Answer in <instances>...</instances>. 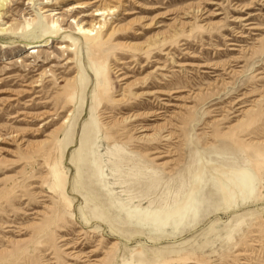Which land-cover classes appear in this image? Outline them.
<instances>
[{
    "label": "rangeland",
    "instance_id": "rangeland-1",
    "mask_svg": "<svg viewBox=\"0 0 264 264\" xmlns=\"http://www.w3.org/2000/svg\"><path fill=\"white\" fill-rule=\"evenodd\" d=\"M7 2L0 264H264V0Z\"/></svg>",
    "mask_w": 264,
    "mask_h": 264
},
{
    "label": "bare ground",
    "instance_id": "bare-ground-1",
    "mask_svg": "<svg viewBox=\"0 0 264 264\" xmlns=\"http://www.w3.org/2000/svg\"><path fill=\"white\" fill-rule=\"evenodd\" d=\"M7 0H0V12L4 9H6V5H7ZM123 3V2H122ZM76 7H84V6H76ZM104 15V10H96L94 14L89 15V18L91 19H95L98 16H102ZM76 26L78 27V29H83L82 31L84 32V34H90L92 35V29L89 27L88 23H85L83 26H81L80 23H77ZM93 26V25H92ZM151 42V41H150ZM48 40L47 39H41V40H37V41H32V42H28L27 44H32L34 46H32V48H36L37 46H40L41 44H47ZM145 48V47H144ZM51 113V112H50ZM156 116V115H155ZM144 129V128H143ZM141 138V137H140ZM64 240V239H61ZM83 255V254H82Z\"/></svg>",
    "mask_w": 264,
    "mask_h": 264
}]
</instances>
